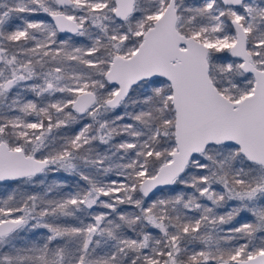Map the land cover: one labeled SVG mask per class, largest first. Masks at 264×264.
Instances as JSON below:
<instances>
[{"label": "trees", "instance_id": "1", "mask_svg": "<svg viewBox=\"0 0 264 264\" xmlns=\"http://www.w3.org/2000/svg\"><path fill=\"white\" fill-rule=\"evenodd\" d=\"M175 1L182 33L210 27L214 12L207 0ZM54 3L0 0V78L44 73L55 85L45 91L40 148L32 151L46 156L47 168L0 183V214L23 219L0 240V264L3 256L8 264H232L263 250L264 167L246 160L236 146L208 145L150 199L138 188L174 149V112L164 94L170 89L163 79L142 80L108 108L104 100L114 88L104 72L114 54H130L141 40L137 21L152 13L156 0H135L124 21L109 10L105 20L95 14L71 36L49 33L41 24ZM223 16L231 30V13ZM20 24L23 34L16 33ZM247 34L254 60H264V16L253 15ZM230 60L228 48H209L213 83L238 99L251 90L252 78L237 64L227 70ZM73 80L88 81L97 94L96 104L82 115L67 101L73 92L65 86ZM31 97L25 84L18 90L0 84L1 137L11 146L24 143L7 136L16 134L17 116L36 112L27 106ZM85 125L88 137L76 142Z\"/></svg>", "mask_w": 264, "mask_h": 264}, {"label": "water", "instance_id": "2", "mask_svg": "<svg viewBox=\"0 0 264 264\" xmlns=\"http://www.w3.org/2000/svg\"><path fill=\"white\" fill-rule=\"evenodd\" d=\"M57 1L61 5L66 2ZM219 1L224 6H237L243 0ZM113 5L114 17L124 21L133 12L135 0H113ZM49 18L61 34L74 35L81 31V24L64 12H50ZM177 24L176 1L167 0L162 12L142 33L136 48L126 56L114 54L104 72L105 81L115 88L104 101L108 108L117 107L142 80L161 78L169 83L174 149L154 174L140 180L138 188L146 199L171 186L191 158L203 153L210 144L236 146L246 160L264 167V66L258 68L251 61L243 26L235 18L230 20L235 41L228 50L241 61V70L252 75L253 89L232 100L210 78L208 47L193 35L182 33ZM11 83V79L7 80L4 87ZM96 102L93 90H83L74 96L71 109L80 115ZM47 166L46 158L10 147L0 139V183L37 175ZM22 223L19 217L1 219L0 238ZM232 264H264V249L245 258H235Z\"/></svg>", "mask_w": 264, "mask_h": 264}, {"label": "rangeland", "instance_id": "3", "mask_svg": "<svg viewBox=\"0 0 264 264\" xmlns=\"http://www.w3.org/2000/svg\"><path fill=\"white\" fill-rule=\"evenodd\" d=\"M53 1L55 2L54 7L50 11H57L58 9H60L67 15L78 20L79 23H83L85 20H88L92 16L95 17V14L97 16H101V18L98 20H105V18L108 16L107 14L109 13L108 10L111 11V13L113 14L114 5L112 4V6L111 5L109 6L108 5L109 0H68V3L63 6H60L57 3V0H53ZM166 2L167 1L165 0H156L155 8L152 10V13L148 15L149 18L147 16L145 17L146 19L144 18V20H141L140 22L137 21L138 28L136 29V33H142L147 27H149L152 24L153 20L162 12ZM178 5L179 3H176L177 7ZM207 6L213 7L214 13H213V20L211 22V25L207 29L197 30L193 34V36L196 39L202 41L208 48H215L218 50L224 47L228 48L234 41V32L232 30H229L225 26L226 18L225 16H223L225 13H231L232 17H235L239 19L242 23H244V27L246 31L250 29L249 23L252 21L253 15L255 13L264 16V0H245L242 3V5L236 8L223 7L221 5L215 4L214 0H207ZM141 7H143V4L141 5ZM34 22L37 23L36 20L35 21L27 20L25 23L34 24ZM38 22L41 21L38 20ZM41 24L48 28L49 33L55 31L53 26L50 27V25H52L50 21L48 20L42 21ZM16 33L17 34L25 33V26H23L22 24L17 26ZM201 34L202 36H200ZM258 43H260V41H258ZM0 52L2 54L1 48H0ZM234 64L238 65L239 62L235 58L231 57V60L228 61L226 69L227 70L228 68L230 69V66ZM257 65L259 67H263L264 61L263 60L258 61ZM4 82H5V78H0V84L3 85ZM24 84H26L25 78L19 79L15 77L11 87L13 88V90H18V88L21 89L22 86H24ZM88 84L89 82L86 80H78V81L73 80V83L70 84V86L66 84L65 88H67L68 91H71V94L73 92L72 97L69 99V101L72 100L75 93L88 89L89 88ZM164 85L165 86L168 85L169 87V83L166 80H164ZM54 87L55 85L53 84V80H51V78H47L46 76L42 77L41 80L30 84L31 89L37 90L39 92H45L51 90L54 91ZM164 94L165 96L170 97L171 91L165 92ZM51 104L57 106L56 103L55 104L51 103ZM29 105H32V103ZM47 107H48V103L45 102L43 107L40 109V112L38 111L37 113L34 114V116L32 115L27 118L25 116L19 115L15 118L13 122V126L17 128V133L20 134L24 139L23 144H17L15 147L23 149L27 154H32L34 148L35 149L40 148L38 141H36L42 132L41 129L43 126L41 123L42 118L39 116V114L42 111H45ZM3 131L4 128L2 125H0V134ZM87 137H88V133L86 131V125H85V127L79 128L75 140L76 142H78V140L85 141ZM43 158H46V156H44ZM195 160H198V158L195 157ZM206 188H208V186H204L203 189L205 190ZM113 189L115 190L116 188L114 187ZM4 218H14V217L0 214V220ZM1 239L2 238H0V240ZM2 261H3L2 264H8L6 262L5 256L2 257Z\"/></svg>", "mask_w": 264, "mask_h": 264}, {"label": "flooded vegetation", "instance_id": "4", "mask_svg": "<svg viewBox=\"0 0 264 264\" xmlns=\"http://www.w3.org/2000/svg\"><path fill=\"white\" fill-rule=\"evenodd\" d=\"M245 0H243L239 5H237V6H224V5H222V3L220 2V4H221V6H223V7H227V8H236V7H239L240 5H242V3L244 2ZM57 3H58V1H57ZM68 3V0H66V2H65V4H67ZM60 6H63V5H65V4H63V5H61L60 3H58ZM177 7V6H176ZM134 9H135V5H134ZM134 9H133V11H134ZM228 10V9H227ZM57 11H61L60 9H58ZM50 12H55V11H50ZM49 12V13H50ZM61 12H63V11H61ZM49 13H48V18H49ZM133 13V12H132ZM131 13V14H132ZM66 14V13H65ZM130 14V15H131ZM129 15V16H130ZM259 15V14H258ZM128 16V17H129ZM127 17V18H128ZM115 18V17H114ZM126 18V19H127ZM233 18H235V17H232V14H231V18L229 19V25H230V27H231V30L234 32V41H235V31L233 30V28H232V26H231V24H230V20L231 19H233ZM125 19V20H126ZM236 20H238L240 23H241V25L243 26V28H244V30H245V32H246V35H247V49L249 50V52H250V58H251V61L254 63V65L255 66H257L258 68H263V67H259L258 65H257V61H255L254 60V58H253V54L251 53V51H250V49H249V44H248V34H247V31H246V29H245V27H244V23H242L239 19H237V18H235ZM253 19V18H252ZM48 21H50L51 22V20H50V18L48 19ZM78 21V20H77ZM252 22V21H251ZM250 22V23H251ZM52 23V22H51ZM250 23H249V26H250ZM81 24V30H82V23H80ZM51 26H53V24L51 25ZM53 28H54V26H53ZM54 30H55V28H54ZM145 31V30H144ZM143 31V32H144ZM55 32H57L56 30H55ZM80 32V31H79ZM78 32V33H79ZM142 32V33H143ZM57 33H59V32H57ZM77 33V34H78ZM142 33H141V37H142ZM59 34H61V33H59ZM61 35H65V34H61ZM75 35V34H74ZM193 35V34H192ZM65 36H71V35H65ZM141 41V40H140ZM139 41V42H140ZM233 41V42H234ZM138 42V43H139ZM138 43H137V45H138ZM136 45V46H137ZM136 46H135V48H136ZM134 48V49H135ZM228 49H229V47H228ZM208 53H209V48H208ZM120 54V53H119ZM228 54L230 55V53H229V50H228ZM123 55V54H122ZM129 55V54H128ZM230 57H232L231 55H230ZM232 58H235V57H232ZM238 62H239V64H238V68L241 70V68H240V63H241V61L240 60H238L237 58H235ZM2 61H3V58H2V60H1V62H0V64L2 63ZM260 61H262V60H260ZM264 61V60H263ZM209 63V62H208ZM264 66V65H263ZM3 67H5V65H3ZM243 73H245V74H247V75H249L251 78H252V75L251 74H249V73H246V72H244L243 70H241ZM28 75V74H27ZM27 75H25V80H26V84H25V87H26V90L28 91V93L30 94V95H35V97H31V98H29L28 99V101H27V103H28V108H30V109H35V113H37L38 111H40V109L43 107V105H44V103H45V98H44V95H45V92H39V91H37V90H34V89H31L30 88V84H32V83H35V82H37V81H39V80H41L42 79V77H45V75H44V73L41 75V76H39V75H30V76H27ZM15 77L16 78H18V77H20V76H17V75H14V76H12V77H10V78H5V82H4V84L6 83V81L7 80H9V79H11L12 80V83H13V81H14V79H15ZM22 77V76H21ZM211 78V77H210ZM157 79H161V78H157ZM164 80V79H163ZM212 80V79H211ZM12 83H11V85H12ZM4 84L2 85V87H3V89L4 90H9L10 88H12L11 87V85L8 87V88H5L4 87ZM68 86H70V84H67ZM115 89V88H114ZM169 89H170V87H169ZM252 89H253V78H252V86H251V90L249 91V92H251L252 91ZM86 90H93V89H91V88H88V89H86ZM219 90V89H218ZM83 91V90H82ZM94 91V90H93ZM220 91V90H219ZM71 92V91H70ZM95 92V91H94ZM248 92V93H249ZM40 93H42V94H40ZM78 93V92H77ZM77 93H75L74 94V96L77 94ZM96 93V92H95ZM113 93V92H112ZM223 93V92H222ZM97 95V94H96ZM112 95V94H111ZM225 95V94H224ZM246 95V94H245ZM74 96H73V98H74ZM244 96V95H243ZM36 97H38V98H36ZM110 97V96H109ZM228 97V96H227ZM73 98H72V100H73ZM229 98V97H228ZM241 98V97H240ZM70 99V98H69ZM69 99L67 100V101H69ZM107 99V98H106ZM105 99V100H106ZM239 99V98H238ZM72 100L71 101H69L70 102V109H71V102H72ZM104 100V101H105ZM232 100H236V99H232ZM32 103V105H29V104H31ZM89 110V109H88ZM87 110V111H88ZM71 111H72V109H71ZM73 112H75V111H73ZM34 113V114H35ZM76 113V112H75ZM34 114H32L33 116H34ZM77 114V113H76ZM84 114V113H83ZM32 115H27V116H25V117H30V116H32ZM40 115V114H39ZM80 115H82V114H80ZM39 117V116H38ZM2 133V132H1ZM7 138L8 139H15V140H19V139H22V140H24L23 139V137L22 136H20V134H18L17 132H16V134H11V135H9V136H7ZM0 139L1 140H3V141H5L6 143H7V141L4 139V138H2L1 137V134H0ZM8 144V143H7ZM21 144V143H20ZM10 147H15L16 146V144L14 145V146H11L10 144H8ZM23 150V149H22ZM24 151V150H23ZM25 152V151H24ZM239 152V151H238ZM26 153V152H25ZM32 155V154H31ZM33 156H35V155H33ZM37 157V156H36ZM190 162V161H189Z\"/></svg>", "mask_w": 264, "mask_h": 264}]
</instances>
